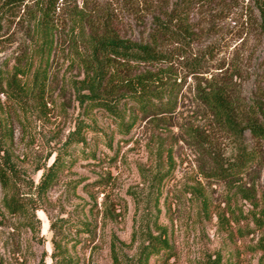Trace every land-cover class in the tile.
<instances>
[{"label":"rangeland","instance_id":"1","mask_svg":"<svg viewBox=\"0 0 264 264\" xmlns=\"http://www.w3.org/2000/svg\"><path fill=\"white\" fill-rule=\"evenodd\" d=\"M252 3L65 0L54 16L45 90L35 78L45 36L35 11L2 22L0 120L11 136L0 125V144L19 179L11 190L0 183V264H137L151 237L167 238L173 254L150 264H264V229L253 220L264 208V141L244 133L257 162L234 180L216 177L237 148L201 98L214 80L264 122V41ZM155 17L175 31L184 19L182 43L158 36ZM104 36L169 50L166 64L106 67L104 91L122 93L145 76L173 111L142 115L121 103L124 125L85 102L99 61L92 44ZM58 158V180L42 192ZM11 197L22 210L8 209Z\"/></svg>","mask_w":264,"mask_h":264},{"label":"trees","instance_id":"2","mask_svg":"<svg viewBox=\"0 0 264 264\" xmlns=\"http://www.w3.org/2000/svg\"><path fill=\"white\" fill-rule=\"evenodd\" d=\"M27 0H0V26L2 22L9 17L17 18L27 16L34 10L37 17L35 21L43 32V61L41 69L35 74L36 81L39 86L45 90V83L48 78L51 57L55 48L54 41V16L60 9V4L65 0H34L32 5L26 3ZM190 1V0H189ZM195 1V0H194ZM253 10L258 14V30L264 41V0H252ZM21 16V17H22ZM181 24H186L184 19L176 18ZM153 24L156 27L158 36H165L175 43H182L181 38H185V34L180 35L178 29L175 31L170 26L169 20L155 17ZM92 53L99 58L96 68L92 71V75L88 74V90L90 94L85 102L90 104L94 109L104 110L108 114L121 120L125 125V118L118 111V105L121 103L129 104L132 102L135 113L142 115H160L173 111L174 105L172 101H164L165 94L157 92L149 87V81L145 76L137 77L126 83V91L117 93L109 90L106 92L105 86L108 76H105V68H111L115 63L122 64H166L171 61L172 56L168 49L162 48L158 42L151 44H136L125 41L114 36H104L97 39L92 44ZM154 76L153 81L159 80L158 74ZM151 80V81H152ZM13 83H8V88L13 89ZM109 84V83H108ZM6 92V91H5ZM174 97H170L172 100ZM202 102L208 109L209 117L215 125L221 127L230 134L236 143L237 152L232 161L221 163L218 162L214 174L221 180L231 181L238 176L246 173L258 159L256 152L249 150L245 144L244 133H248L250 137L259 142L264 141V122L256 114H245L242 109L238 108L235 101L231 98L229 90L224 86L217 84L214 80L210 82V87L201 93ZM171 111V112H172ZM1 118V117H0ZM131 128L136 124V120L131 122ZM3 133L6 138H10V127L6 123H2ZM64 163L61 159H57L42 180V192H46L58 180L59 173ZM19 173L16 165L12 161L9 151L0 144V183L8 189H14L17 186ZM7 207L11 211L22 210L19 207V201L13 197L6 199ZM255 224L260 229H264V208L260 214L253 217ZM264 246V241L262 243ZM173 248L169 244L167 238L154 237L148 240L141 251L137 264H150L153 257L166 256L172 257Z\"/></svg>","mask_w":264,"mask_h":264}]
</instances>
